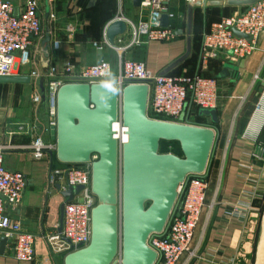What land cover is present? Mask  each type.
<instances>
[{
	"label": "crops",
	"instance_id": "crops-1",
	"mask_svg": "<svg viewBox=\"0 0 264 264\" xmlns=\"http://www.w3.org/2000/svg\"><path fill=\"white\" fill-rule=\"evenodd\" d=\"M6 1L19 10L25 0ZM39 2L43 34L34 41L17 76L28 77L31 82H0V147L7 148L5 167L27 179L22 204L15 209L7 206L6 213L35 235L36 259L31 263L18 262L9 243L1 249L4 237L0 234V264H65L64 256L51 252L47 236L60 228V208L65 202L62 191L68 188L65 183L52 184L50 176L52 171L66 167L52 153L37 160L28 149L39 138L53 141L48 132L50 114L46 119L50 106L43 98L49 82L54 76L63 75L67 63L82 70L107 62L116 75L117 53L110 49L98 51L93 44L103 42L109 26L120 17L128 28L115 41L129 42L132 33L129 22L138 25L149 20L151 13L142 3L137 7L134 0ZM164 6L176 38L134 48L125 58L145 63L150 77L200 75L217 79L221 96L217 109L219 125L214 127L210 117L201 119L209 121V125L202 127L214 128L216 132V157L205 174L211 186L208 203L214 202L215 208L211 213L204 212L198 226L192 245L196 257L186 255L179 264H230L233 260L251 264L264 204V165L252 158L253 153L264 149V34L254 54L243 59L244 67H240L242 60L234 62L226 52L204 64L201 55L205 34L213 24L231 17L230 11L242 8L199 7L190 5L188 0H168ZM48 34L50 55L46 57L44 43ZM37 95L42 97L40 104L34 102ZM191 119L193 125L195 118Z\"/></svg>",
	"mask_w": 264,
	"mask_h": 264
},
{
	"label": "built area",
	"instance_id": "built-area-1",
	"mask_svg": "<svg viewBox=\"0 0 264 264\" xmlns=\"http://www.w3.org/2000/svg\"><path fill=\"white\" fill-rule=\"evenodd\" d=\"M168 0H144L142 7L151 10L150 18L138 25L129 22L131 39L125 42L118 39L111 44L94 43L98 51L113 50L118 55V70L112 73L111 65L101 62L78 70L72 63L64 67L63 75L54 76L46 90V101L50 109L48 132L57 126L56 97L58 90L66 83L85 81L89 83L110 82L120 92L128 82H150L148 116L153 120L191 124L193 107L205 110H217L220 103V85L217 79L200 75L169 77L157 75L150 77L145 63L129 60L125 54L137 47L151 42H171L176 32L171 28H162L160 19L168 13L164 4ZM39 0H25L21 9L10 1L0 0V78L20 76L35 40L43 34L39 16ZM118 18L116 21H122ZM127 24V23H126ZM128 28V27H127ZM234 30L250 38L247 40L235 35ZM264 34V0L248 7L243 13L223 19L213 24L203 39L201 59L204 64L215 58L220 52L231 54L234 62L251 57L257 50L259 40ZM120 38V37H119ZM36 78L40 77L34 74ZM36 104L42 103V97H34ZM115 138L120 147L128 141V129L124 126L122 113L114 124ZM7 148L0 147V234L8 240L14 258L18 262L31 263L36 259V237L25 231L7 213V206L15 209L23 201L27 189V179L22 173H15L5 167L4 153ZM28 149L37 160H42L56 152V143L36 139ZM252 158L263 163L264 149L252 154ZM203 175H191L178 190V201L167 228L161 234L149 239V246L158 254V264H179L188 255L194 259L193 240L204 212L211 213L215 203H208L210 182ZM52 184L65 183L67 186L84 187L74 201L65 205L63 229H56L47 236V243L54 255L66 256L90 245L92 239V210L97 206V198L91 192V166L72 165L51 173ZM121 254L117 258L121 262ZM230 264H238L233 260Z\"/></svg>",
	"mask_w": 264,
	"mask_h": 264
},
{
	"label": "water",
	"instance_id": "water-1",
	"mask_svg": "<svg viewBox=\"0 0 264 264\" xmlns=\"http://www.w3.org/2000/svg\"><path fill=\"white\" fill-rule=\"evenodd\" d=\"M259 1L188 0L190 5L199 7L233 8H248ZM134 2L140 7L142 0ZM159 22L162 28H170V15L164 13ZM126 31L124 21H115L107 30V39L114 44L116 37ZM234 33L250 40L235 30ZM50 39L48 34L44 43L46 57L50 55ZM244 62L240 67H244ZM0 82L29 83L31 79L8 77L0 78ZM109 83H66L57 93V126L51 130L56 152L52 156L63 165H90L91 192L98 201L92 210L90 245L66 255L64 261L65 264H158V254L150 248L149 239L167 228L178 201V190L187 178L207 171L216 132L214 128L149 118L150 82H128L122 92L112 83L114 90L106 87ZM120 113L128 129V141L122 147L114 135ZM199 116L219 123L215 109H201ZM162 142L178 143L183 157L161 154ZM83 190L82 186H68L62 191L65 202L60 208L59 232L63 229L65 205ZM1 241L4 249L8 240ZM254 264H264V209Z\"/></svg>",
	"mask_w": 264,
	"mask_h": 264
},
{
	"label": "rangeland",
	"instance_id": "rangeland-1",
	"mask_svg": "<svg viewBox=\"0 0 264 264\" xmlns=\"http://www.w3.org/2000/svg\"><path fill=\"white\" fill-rule=\"evenodd\" d=\"M246 11V9L245 8H242L241 10H237V12H235V11H230L229 13H230V15L232 16V15H235L236 13H243V12H245ZM263 91V90H262ZM262 91H261V93H262ZM48 110V109H47ZM46 110V114H47V116H46V119H49V113H48V111ZM193 125L195 126H199V127H202V125L203 126H205V125H209V121H202V120H199L198 118H195L194 120H193ZM210 125L212 126V124H211V122H210ZM171 144H168V143H166L165 145H164V147H163V149L162 148H160V153L161 154H173V155H175V156H178V157H183L182 155H181V148H180V146L179 145H177V144H175V145H173V146H170ZM224 146V145H223ZM223 148H225V147H223ZM215 146H214V148H213V151H212V155H211V158H210V162L212 161H214L215 160V157H216V153H215ZM217 152V151H216ZM209 162V163H210ZM261 220H262V213H261V219L259 220V223H258V225H257V228H256V232H255V251H254V255H253V257H252V263L251 264H254V259H255V252H256V249H257V245H258V242H259V238H260V233H261Z\"/></svg>",
	"mask_w": 264,
	"mask_h": 264
},
{
	"label": "trees",
	"instance_id": "trees-1",
	"mask_svg": "<svg viewBox=\"0 0 264 264\" xmlns=\"http://www.w3.org/2000/svg\"><path fill=\"white\" fill-rule=\"evenodd\" d=\"M245 9H246V8H245ZM200 110H201V109H198V108L193 107V108L191 109V116L194 117V118H198V117H199L198 119L201 120L203 117L199 116V111H200ZM218 125H219V123H218V124H213L214 127H217ZM202 126H203V125H202ZM166 143L171 144L170 146H173V145H175V144L179 145L178 143H175V142H162L160 148L163 149V147H164V145H165ZM179 146H180V145H179ZM181 155L183 156L182 151H181ZM69 166H72V165H65V167H69ZM263 209H264V204H263V207H262V212H263Z\"/></svg>",
	"mask_w": 264,
	"mask_h": 264
},
{
	"label": "clouds",
	"instance_id": "clouds-1",
	"mask_svg": "<svg viewBox=\"0 0 264 264\" xmlns=\"http://www.w3.org/2000/svg\"><path fill=\"white\" fill-rule=\"evenodd\" d=\"M106 87L110 88V89H113V86L111 83L107 84ZM114 90V89H113Z\"/></svg>",
	"mask_w": 264,
	"mask_h": 264
}]
</instances>
